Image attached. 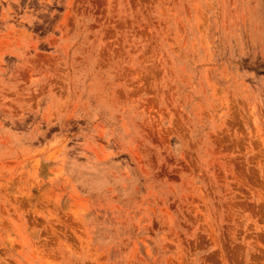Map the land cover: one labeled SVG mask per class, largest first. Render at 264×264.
<instances>
[{"label":"rangeland","instance_id":"obj_1","mask_svg":"<svg viewBox=\"0 0 264 264\" xmlns=\"http://www.w3.org/2000/svg\"><path fill=\"white\" fill-rule=\"evenodd\" d=\"M0 264H264V0H0Z\"/></svg>","mask_w":264,"mask_h":264}]
</instances>
